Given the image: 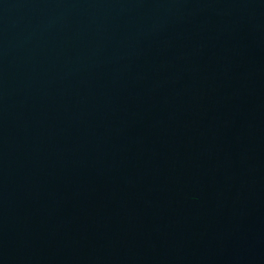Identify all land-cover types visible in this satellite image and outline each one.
Wrapping results in <instances>:
<instances>
[{
  "label": "water",
  "instance_id": "obj_1",
  "mask_svg": "<svg viewBox=\"0 0 264 264\" xmlns=\"http://www.w3.org/2000/svg\"><path fill=\"white\" fill-rule=\"evenodd\" d=\"M0 264H264V0H0Z\"/></svg>",
  "mask_w": 264,
  "mask_h": 264
}]
</instances>
